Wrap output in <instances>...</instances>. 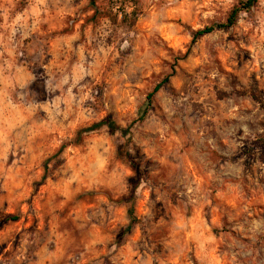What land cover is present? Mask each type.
I'll return each instance as SVG.
<instances>
[{"label":"clouds","instance_id":"clouds-1","mask_svg":"<svg viewBox=\"0 0 264 264\" xmlns=\"http://www.w3.org/2000/svg\"><path fill=\"white\" fill-rule=\"evenodd\" d=\"M0 264H264V0H0Z\"/></svg>","mask_w":264,"mask_h":264}]
</instances>
